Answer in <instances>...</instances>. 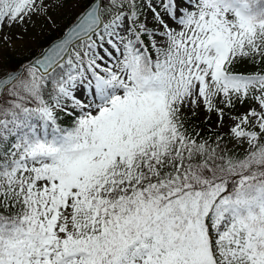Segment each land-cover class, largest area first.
I'll return each mask as SVG.
<instances>
[{
	"label": "snow or ice",
	"instance_id": "6c2138e0",
	"mask_svg": "<svg viewBox=\"0 0 264 264\" xmlns=\"http://www.w3.org/2000/svg\"><path fill=\"white\" fill-rule=\"evenodd\" d=\"M0 264H264V0H0Z\"/></svg>",
	"mask_w": 264,
	"mask_h": 264
},
{
	"label": "rangeland",
	"instance_id": "374dc122",
	"mask_svg": "<svg viewBox=\"0 0 264 264\" xmlns=\"http://www.w3.org/2000/svg\"><path fill=\"white\" fill-rule=\"evenodd\" d=\"M79 10L80 9H71V10H68L66 8L63 11H57V12H55V15H56V18H57V21H58V27L56 28V30H64L66 28V26H68L70 24V22L73 21L76 13ZM33 19L35 20V17H33ZM41 23H43V21H41V20H37L36 21L37 29H39ZM48 33H49V31H47V27H46L45 28V34L40 38L39 43L33 48V50L34 49H37L39 47V44H43V39L45 38V35L48 34ZM195 121H196V118H195ZM196 124L200 125L201 127H207L203 123H196Z\"/></svg>",
	"mask_w": 264,
	"mask_h": 264
},
{
	"label": "trees",
	"instance_id": "16d2710c",
	"mask_svg": "<svg viewBox=\"0 0 264 264\" xmlns=\"http://www.w3.org/2000/svg\"><path fill=\"white\" fill-rule=\"evenodd\" d=\"M60 34H61V31H58V30H54V31L50 32L48 35L45 36L43 44H46L48 41L52 40L53 38H55L56 36H58ZM192 124H193L192 120H190L189 121V126L191 127ZM197 129L201 130V129H204V128H201V129L197 128ZM204 134H206V133H204Z\"/></svg>",
	"mask_w": 264,
	"mask_h": 264
}]
</instances>
